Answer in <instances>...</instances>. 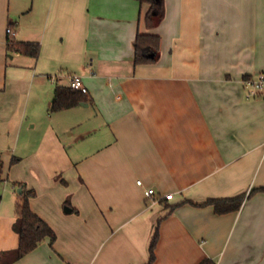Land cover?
<instances>
[{
    "label": "crops",
    "instance_id": "0c3cea01",
    "mask_svg": "<svg viewBox=\"0 0 264 264\" xmlns=\"http://www.w3.org/2000/svg\"><path fill=\"white\" fill-rule=\"evenodd\" d=\"M165 5L148 30L136 0H0V124L49 117L12 179L36 191L31 208L57 235L0 264H146L157 224L153 264H264V192L221 215L188 203L264 186V99L243 82L264 72V0ZM8 27L39 57L8 53ZM138 32L160 35L158 63L134 64ZM74 74L89 101L53 114L54 88ZM20 192L0 196V254L18 246Z\"/></svg>",
    "mask_w": 264,
    "mask_h": 264
},
{
    "label": "trees",
    "instance_id": "16d2710c",
    "mask_svg": "<svg viewBox=\"0 0 264 264\" xmlns=\"http://www.w3.org/2000/svg\"><path fill=\"white\" fill-rule=\"evenodd\" d=\"M142 5H147L143 19L148 30L157 27L165 18L166 5L165 0H136ZM7 51L9 53L18 52L22 55L33 58L39 57L40 45L34 42H18L13 37L7 38ZM161 57V37L159 34L151 32H138L134 41V64L135 65H152L158 63ZM250 76H244V79ZM88 93L74 90L69 86H56L52 98L50 111L58 112L68 110L77 105L88 102ZM21 188L19 199L16 203L17 219L14 223V230L18 235V246L10 252L0 254V263H10L22 258L26 254L34 251L38 245L46 238L50 240L52 246L56 241L57 235L53 228L38 214H36L30 205L32 198L36 197V191L29 189L24 183L17 184ZM257 192H264V186L250 189L248 192L238 194L232 197H211L203 202H194L189 200L188 203L196 206H212L216 214H226L229 212L239 211L243 203ZM64 209H71L66 213L78 212L72 207L69 198L64 202ZM159 239L158 224L155 228L149 246V258L146 264H153L156 255L155 249ZM199 264H216L212 259L205 258Z\"/></svg>",
    "mask_w": 264,
    "mask_h": 264
},
{
    "label": "rangeland",
    "instance_id": "374dc122",
    "mask_svg": "<svg viewBox=\"0 0 264 264\" xmlns=\"http://www.w3.org/2000/svg\"><path fill=\"white\" fill-rule=\"evenodd\" d=\"M48 96L51 99L49 93ZM38 110L39 108H36V106L33 105L31 113L37 116V114L40 112H38ZM18 111H20V105ZM43 111L47 114V116H49L48 110L45 109L42 110V112ZM58 112L52 113L56 114ZM19 115V113H16V115H12L9 120H6V123L0 124V196L3 195V192L5 191H15L17 184L20 183L19 181H14L12 179V175L20 173V169L17 168V163H19L18 161H20L21 157L26 160L28 158V153L34 150V148L39 144L43 136V131L49 122V117H44L43 119H38L37 127H34L33 124L36 121L31 118L26 119L22 130L20 131ZM37 117H39V115ZM9 127L11 130H9ZM62 132L63 137L67 139L65 129ZM21 183H24L27 186L25 182ZM64 185L67 186V182ZM67 198H69L72 205L73 197L71 198V196L68 195L66 199ZM73 213L77 212H71L69 214Z\"/></svg>",
    "mask_w": 264,
    "mask_h": 264
},
{
    "label": "built area",
    "instance_id": "2783aa9c",
    "mask_svg": "<svg viewBox=\"0 0 264 264\" xmlns=\"http://www.w3.org/2000/svg\"><path fill=\"white\" fill-rule=\"evenodd\" d=\"M7 33L11 36H15V31L11 28H7ZM244 85L247 90V96L249 98H263L264 99V72H260L255 76H250L247 79H244ZM69 87L81 91L82 93H88V88L85 86L82 76L74 74L70 76ZM137 184L143 185L142 180H138ZM250 191V190H249ZM248 191V192H249ZM145 195L153 202H159L161 196L158 195L153 188H148L145 191ZM164 199L170 200L173 198V194L169 193L163 196Z\"/></svg>",
    "mask_w": 264,
    "mask_h": 264
},
{
    "label": "water",
    "instance_id": "95a60500",
    "mask_svg": "<svg viewBox=\"0 0 264 264\" xmlns=\"http://www.w3.org/2000/svg\"><path fill=\"white\" fill-rule=\"evenodd\" d=\"M66 211H71V209H67Z\"/></svg>",
    "mask_w": 264,
    "mask_h": 264
}]
</instances>
